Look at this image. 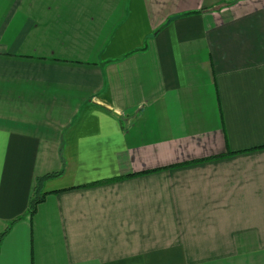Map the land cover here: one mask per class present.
Returning a JSON list of instances; mask_svg holds the SVG:
<instances>
[{
    "label": "crops",
    "instance_id": "obj_1",
    "mask_svg": "<svg viewBox=\"0 0 264 264\" xmlns=\"http://www.w3.org/2000/svg\"><path fill=\"white\" fill-rule=\"evenodd\" d=\"M1 235L0 264H264V0H0Z\"/></svg>",
    "mask_w": 264,
    "mask_h": 264
},
{
    "label": "trees",
    "instance_id": "obj_2",
    "mask_svg": "<svg viewBox=\"0 0 264 264\" xmlns=\"http://www.w3.org/2000/svg\"><path fill=\"white\" fill-rule=\"evenodd\" d=\"M62 173H63V168L58 172L49 173V174H46V175L39 177L37 179L35 192H34L33 196L31 197V200L29 203V213H31V214L34 213L37 205L44 199V194L42 193V188H43V184L45 183V181H47L48 179L54 178V177H58ZM3 235L0 236V240L3 237Z\"/></svg>",
    "mask_w": 264,
    "mask_h": 264
}]
</instances>
